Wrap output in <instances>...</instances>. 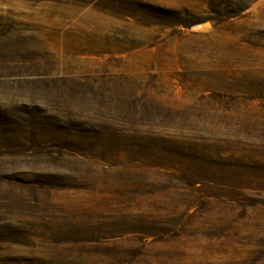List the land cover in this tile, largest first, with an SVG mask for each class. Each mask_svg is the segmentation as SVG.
Returning a JSON list of instances; mask_svg holds the SVG:
<instances>
[{
    "label": "rangeland",
    "instance_id": "1",
    "mask_svg": "<svg viewBox=\"0 0 264 264\" xmlns=\"http://www.w3.org/2000/svg\"><path fill=\"white\" fill-rule=\"evenodd\" d=\"M1 34L51 52L40 72L86 77L97 100L136 106L142 138L200 172L187 184L128 160L78 163L99 180L54 193L53 211L97 240L70 252L35 240L0 264H264V0H0ZM23 99L0 92L3 104Z\"/></svg>",
    "mask_w": 264,
    "mask_h": 264
},
{
    "label": "trees",
    "instance_id": "2",
    "mask_svg": "<svg viewBox=\"0 0 264 264\" xmlns=\"http://www.w3.org/2000/svg\"><path fill=\"white\" fill-rule=\"evenodd\" d=\"M37 59L48 67L53 54L19 50L10 44V34L0 35V92L11 88L24 98L0 102V157L10 156L0 159V252L35 240L70 252L89 244L90 235H98L88 224L53 211L54 193L91 190L99 180L79 164L96 162L104 171L128 160L170 169L182 183L196 182L200 171L191 170L189 159H173L168 147L142 138L145 131L139 126L136 106L113 107L97 100L86 77L42 73ZM38 156L51 159H33ZM120 180L134 185L144 179L123 176ZM123 225L142 236L174 232L167 223Z\"/></svg>",
    "mask_w": 264,
    "mask_h": 264
}]
</instances>
